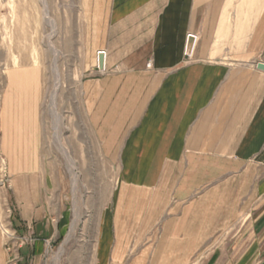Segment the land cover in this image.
<instances>
[{
  "label": "crops",
  "instance_id": "obj_1",
  "mask_svg": "<svg viewBox=\"0 0 264 264\" xmlns=\"http://www.w3.org/2000/svg\"><path fill=\"white\" fill-rule=\"evenodd\" d=\"M79 9L94 63L60 130L117 163L93 264H264V0H79ZM98 51L106 74L95 70ZM11 80L21 94L20 74ZM44 134L42 112H0V223L32 239L18 264L38 263L68 221Z\"/></svg>",
  "mask_w": 264,
  "mask_h": 264
},
{
  "label": "rangeland",
  "instance_id": "obj_2",
  "mask_svg": "<svg viewBox=\"0 0 264 264\" xmlns=\"http://www.w3.org/2000/svg\"><path fill=\"white\" fill-rule=\"evenodd\" d=\"M45 2L50 17L57 23V29L53 32L44 19L43 0H0V112L5 107L9 112H42L45 128L43 153L54 161L53 167L65 185V200L69 211L64 236L57 243L48 246L45 255L36 264H93L99 218L112 199L117 163L114 157L100 152L91 140L81 136L78 138V133H74V141L68 142L70 129L61 131L58 128V132L54 130L56 119L51 114V99L60 117L66 114L64 112H78L81 108V80L90 71L87 66L89 61L94 63V58L84 53L79 0ZM102 64L104 65L103 59ZM95 70L97 73L108 72L105 67L96 66ZM18 73L23 87L21 94L11 80ZM69 119L68 124L71 125L74 118ZM55 132L75 161V172L78 175L75 190H72L67 158L56 145ZM2 178L4 184L1 182ZM7 178L5 165L0 157L1 210L6 204ZM74 200L78 220L71 237L65 242L74 219ZM0 236L3 238L1 233ZM61 247L63 251L55 261Z\"/></svg>",
  "mask_w": 264,
  "mask_h": 264
},
{
  "label": "bare ground",
  "instance_id": "obj_3",
  "mask_svg": "<svg viewBox=\"0 0 264 264\" xmlns=\"http://www.w3.org/2000/svg\"><path fill=\"white\" fill-rule=\"evenodd\" d=\"M42 2V1H41ZM43 4L44 5H42V6H44V11H43V15H44V19H45V21H46V24H48L50 27H51V30H52V32L54 31V30H56L57 29V23H56V21L53 19V18H51L50 17V15H49V10L47 9V4H46V2H45V0H43ZM51 34V33H50ZM53 34V33H52ZM50 37V36H49ZM55 52V51H54ZM57 52V51H56ZM58 54V53H57ZM55 56V55H54ZM57 57V56H56ZM101 67H102V65H101ZM54 69H56V65H54ZM56 72V71H55ZM49 75V74H48ZM58 80V79H57ZM57 86H58V83H57ZM56 86V87H57ZM55 93V92H54ZM53 95V94H52ZM54 96V95H53ZM50 107H51V114H53L52 115V117H54L55 116V119H56V125H53V126H55L54 127V130L56 131V132H58V128H60V125H61V117L59 116V114H58V112H57V110L55 109V104H54V102H53V99H51V105H50ZM48 110V109H47ZM50 114V113H49ZM56 132H55V134H56ZM54 139H55V142H56V145L59 147V149L64 153V155L66 156V158H67V161H68V166H69V171H70V174H71V176H72V186H73V189L72 190H75V188H76V182H77V178H78V175L76 174V172H75V161L74 160H72V158L70 157V154L68 153V151L66 150V148L64 147V146H62V144H61V142H60V136L59 135H55L54 136ZM77 190V189H76ZM75 192V191H74ZM77 204H76V200H74V207H75V211H74V219H73V221H72V224H71V227H70V231H69V233H68V237L66 238V240H65V242L66 241H68V239L71 237V235H72V233H73V230H74V227H75V225H76V222H77V220H78V209H77ZM63 251V248L61 247L60 249H59V251H58V253L56 254V258H55V261H57L58 260V257L60 256V254H61V252Z\"/></svg>",
  "mask_w": 264,
  "mask_h": 264
},
{
  "label": "built area",
  "instance_id": "obj_4",
  "mask_svg": "<svg viewBox=\"0 0 264 264\" xmlns=\"http://www.w3.org/2000/svg\"><path fill=\"white\" fill-rule=\"evenodd\" d=\"M186 53L187 49H186ZM104 52L103 51H98L96 54V66L98 68L101 67V61H100V56L104 57ZM103 59V58H102ZM99 60V62H98ZM102 67L104 65L102 64ZM5 178V177H4ZM4 178H2L1 182L3 183ZM8 182V178L6 180ZM0 233L5 239V248L8 253V264H18L19 262V255H18V247L20 244L26 243L31 241L32 239L29 237H19L16 235V233L9 227V225L5 222L2 221L0 223Z\"/></svg>",
  "mask_w": 264,
  "mask_h": 264
},
{
  "label": "water",
  "instance_id": "obj_5",
  "mask_svg": "<svg viewBox=\"0 0 264 264\" xmlns=\"http://www.w3.org/2000/svg\"><path fill=\"white\" fill-rule=\"evenodd\" d=\"M191 40H192V37L190 36V38L188 39V45H187V52L189 51V49H190V43H191ZM102 56H100V61H102ZM257 67L258 68H262V69H264V63H257Z\"/></svg>",
  "mask_w": 264,
  "mask_h": 264
}]
</instances>
